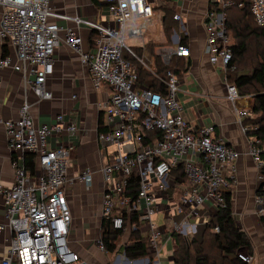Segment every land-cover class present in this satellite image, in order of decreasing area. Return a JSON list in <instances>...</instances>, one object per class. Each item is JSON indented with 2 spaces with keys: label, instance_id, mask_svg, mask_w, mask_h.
<instances>
[{
  "label": "built area",
  "instance_id": "1",
  "mask_svg": "<svg viewBox=\"0 0 264 264\" xmlns=\"http://www.w3.org/2000/svg\"><path fill=\"white\" fill-rule=\"evenodd\" d=\"M100 1L105 14L90 19L58 13L51 0H0L3 6L0 36L15 48L17 58L16 63L9 56L1 58L0 69L13 67L22 71L37 100H49L53 93L47 80L54 71L56 49L64 42L78 55L93 86L106 93V99L100 104L103 118L96 134L104 151L100 168L103 218L110 220L115 229L129 232L131 226L126 227L125 216L138 214L142 230L146 228L143 231L151 256L137 260L142 259L141 264H161V252L168 243H174V233L196 236L198 224L192 219L200 215L208 201L216 210L226 206L225 194L236 183V161L241 152L216 135L215 125L196 126L187 119L186 108L178 96L180 78L176 74L170 71L167 77L156 74L166 89L152 90L140 82L135 64L126 57H135L153 71V66L150 67L143 56H138L126 39L143 38L155 9L163 6L176 10L173 18L180 22L182 31L174 29L171 35L175 48L157 53L165 64H169L173 56H190V49L183 41L185 0ZM211 1L213 6L203 15L205 51L210 62L221 64L226 75L235 40L226 26L225 8L235 1ZM248 1L256 22L264 26V0ZM61 19L75 26L65 28L64 36L60 34L64 27L58 23ZM82 26L97 31L94 47L84 48L83 36L78 31ZM226 86L241 131L248 136L249 153L257 165L258 179L264 190V141L248 134L256 126L243 123L251 110L238 106L245 96L227 81ZM31 107L26 99L17 119L3 121L9 149L16 156L13 158L14 183L0 188L7 217V222L0 224V232L10 229L13 234L1 264H91L68 243L72 213L65 186L73 145L63 137H72L78 132V120L58 113L54 122L36 125ZM27 153L36 155L33 175L27 171ZM179 165L186 175L184 181L173 174V169ZM133 175L138 179L136 195L129 190V177ZM79 177L89 182L92 171L86 168ZM163 199L167 201L163 209L165 217L173 219L170 230L166 224L155 223L161 210L159 202ZM256 203L263 215L264 195L257 194ZM98 245L107 252L101 238ZM238 256L247 264L253 259L249 254L238 253Z\"/></svg>",
  "mask_w": 264,
  "mask_h": 264
},
{
  "label": "crops",
  "instance_id": "2",
  "mask_svg": "<svg viewBox=\"0 0 264 264\" xmlns=\"http://www.w3.org/2000/svg\"><path fill=\"white\" fill-rule=\"evenodd\" d=\"M101 3L100 0H96ZM211 0H185L182 12L186 26V45L190 49L189 68L180 78L179 99L184 104L185 116L193 125L213 124L216 135L241 152L236 161L237 180L231 189L232 209L237 224L246 230L254 245L253 259L250 264H264V230L260 219V207L256 203L257 190L260 185L257 165L249 153V139L241 131L234 106L227 96L225 74L221 64H212L209 54L205 51L206 31L203 15ZM56 12L70 16L80 15L90 19L100 18L105 14L104 5H98L93 0H51ZM178 7V6H176ZM3 6L0 5V27ZM163 22V18H162ZM64 27L60 32L64 36L68 26L75 27L73 22L59 20ZM84 48H89V38L92 30L80 27ZM151 33L146 32L143 39H149L142 49V56L153 66V51L159 53L158 42H151ZM9 56L17 62L15 48L0 36V59ZM188 77H191L188 80ZM47 86L53 97L49 100H37L30 84L22 71L13 67L0 69V188L11 187L15 180L13 158L16 156L9 149L4 120L17 119L20 107L27 99L31 103V114L36 125L52 123L58 113H64L66 118L78 120L79 130L70 137L64 136V141L72 143L65 186L67 199L72 213V222L68 234L70 247L78 252L91 264H141L142 259L131 260L124 252L114 256L99 248L101 224L103 221V174L100 170L104 163V151L96 139L99 122L103 118L100 104L106 99L102 89H96L87 69L80 63L78 55L67 44L62 42L54 54V71L47 80ZM239 107L251 109L254 100L251 95H244ZM203 105V107H202ZM198 110L196 112L195 108ZM51 141H54L51 138ZM89 168L92 179L87 182L80 179V174ZM165 208V207H164ZM216 208L208 201L201 208L198 216L206 217L216 213ZM164 224L170 230L173 219L165 217ZM196 217V218H198ZM194 219L192 221L194 222ZM198 224L197 237H200L205 223ZM6 208L4 196L0 193V224L6 223ZM146 229L145 227H143ZM143 229V230H144ZM145 234V231H143ZM12 231L6 229L0 232V264L7 256L11 246ZM129 232L124 235L128 241ZM168 245V244H167ZM166 245V247H167ZM169 256H161V264H172L175 244L172 243ZM118 255L120 256L118 258ZM145 257L144 260H146Z\"/></svg>",
  "mask_w": 264,
  "mask_h": 264
},
{
  "label": "trees",
  "instance_id": "3",
  "mask_svg": "<svg viewBox=\"0 0 264 264\" xmlns=\"http://www.w3.org/2000/svg\"><path fill=\"white\" fill-rule=\"evenodd\" d=\"M93 1L102 5L96 0ZM234 1V5L225 8L226 26L235 40L232 46L233 57L226 71L225 79L229 84L236 86L240 95L253 97L254 103L250 110V116L246 117L243 123L251 127L256 126L257 128L250 130L248 134L258 136L264 141V26L256 22L248 0ZM239 3L242 5L240 6ZM212 6L213 2L210 1L208 7ZM161 9L164 12V29L169 30L172 25H177V21L173 18L176 10L169 6H163ZM97 37V31L92 30L89 47L95 46ZM183 41L186 43V35ZM157 45L159 44L157 43L153 47L155 48ZM133 49L138 56H142L140 47H133ZM126 57L135 64L140 82L157 91H165L166 86L156 74L167 77V73L170 71L181 77L189 68V61L184 56H173L171 62L165 64L161 56L153 51V71L143 66L135 57L130 55ZM25 162L29 174H35L36 155L27 153ZM173 174L177 176L178 180L186 179L182 165L174 168ZM129 190L132 194H137L138 179L135 175L129 177ZM257 194L264 195L262 185L259 186ZM225 198L226 206L220 207L215 214L209 217L200 237L174 233L173 244L176 249L172 264H247L238 256V253L245 250L247 254L253 256V241L249 233L235 220L231 190L225 194ZM125 217L126 227L131 226L127 242L123 240L126 231L115 229L110 220L103 219L101 239L107 252L112 256L124 252L131 260L151 256L148 238L143 233L138 214L129 213ZM260 219L264 230V214L260 216ZM133 225L135 228H132Z\"/></svg>",
  "mask_w": 264,
  "mask_h": 264
},
{
  "label": "rangeland",
  "instance_id": "4",
  "mask_svg": "<svg viewBox=\"0 0 264 264\" xmlns=\"http://www.w3.org/2000/svg\"><path fill=\"white\" fill-rule=\"evenodd\" d=\"M162 15H164V12L162 11L161 8H156L154 11V15L152 17V22L149 25L148 28V32L151 33L150 38H151V42H158L159 45V50H170L172 48H175V43L172 41L171 35L174 31V29L176 31L180 30L182 31V29L180 28V22L177 21V25H172L170 27V29H164V25L162 22ZM168 22V19H167ZM138 23H141V20L138 21ZM167 31V33H166ZM127 38V37H126ZM149 41V39H143V38H127L126 39V43L129 46L132 47H144V45H147L146 43ZM157 44V43H156ZM149 66L151 67L152 64L148 63ZM191 77H188V80H190ZM203 107V105H202ZM196 112H197V108L194 107ZM161 210L160 212H158L156 218H155V223L159 226L164 225L165 219H164V207L167 204V201L165 199L161 200L159 202ZM171 205H174V202L170 203ZM206 221V217H198L194 219L195 223H201ZM172 243H168L167 247H165V249L161 252V256L162 257H166L169 256V254H171L172 251ZM239 253L242 254H247V252L245 250H241Z\"/></svg>",
  "mask_w": 264,
  "mask_h": 264
},
{
  "label": "water",
  "instance_id": "5",
  "mask_svg": "<svg viewBox=\"0 0 264 264\" xmlns=\"http://www.w3.org/2000/svg\"><path fill=\"white\" fill-rule=\"evenodd\" d=\"M120 256L118 255V258H119Z\"/></svg>",
  "mask_w": 264,
  "mask_h": 264
}]
</instances>
